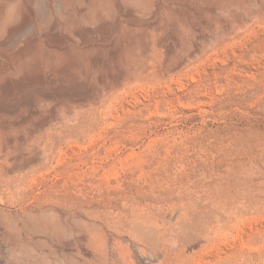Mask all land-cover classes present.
<instances>
[{"label": "rangeland", "instance_id": "374dc122", "mask_svg": "<svg viewBox=\"0 0 264 264\" xmlns=\"http://www.w3.org/2000/svg\"><path fill=\"white\" fill-rule=\"evenodd\" d=\"M11 1L0 264H264V0Z\"/></svg>", "mask_w": 264, "mask_h": 264}, {"label": "bare ground", "instance_id": "6f19581e", "mask_svg": "<svg viewBox=\"0 0 264 264\" xmlns=\"http://www.w3.org/2000/svg\"><path fill=\"white\" fill-rule=\"evenodd\" d=\"M10 2L12 3V2H14V1H11V0H9V2H8V4H10ZM8 4H6V5H8ZM11 5V4H10ZM19 9V8H18ZM3 11V10H2ZM6 33V32H5ZM10 33V32H9ZM42 126V125H41ZM40 126V127H41ZM43 128V127H42ZM33 131H35V130H33ZM35 133V132H34ZM30 136V135H29ZM33 136V135H32ZM18 140H19V138H18ZM24 141V140H23ZM21 143V142H20ZM37 154V153H36ZM39 156V155H38ZM37 157V156H36ZM38 158V157H37ZM35 160V159H34ZM32 161V160H31ZM30 161V162H31ZM36 161V160H35ZM25 164H23V166H24ZM11 167V166H10ZM25 167V166H24ZM14 168V167H13ZM11 171V170H10Z\"/></svg>", "mask_w": 264, "mask_h": 264}]
</instances>
